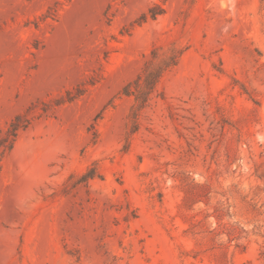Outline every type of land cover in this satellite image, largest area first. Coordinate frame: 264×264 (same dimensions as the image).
<instances>
[{"label":"rangeland","instance_id":"obj_1","mask_svg":"<svg viewBox=\"0 0 264 264\" xmlns=\"http://www.w3.org/2000/svg\"><path fill=\"white\" fill-rule=\"evenodd\" d=\"M0 264H264V0H0Z\"/></svg>","mask_w":264,"mask_h":264},{"label":"trees","instance_id":"obj_2","mask_svg":"<svg viewBox=\"0 0 264 264\" xmlns=\"http://www.w3.org/2000/svg\"><path fill=\"white\" fill-rule=\"evenodd\" d=\"M155 58L156 52L152 51L150 58L144 63L141 73L132 83H129L122 89V94L124 96H132L134 99V106L132 109V118L134 120L138 116V113L148 105L150 97L155 91V88L164 73L177 65L180 58V53L178 55L165 57L158 62L155 60ZM69 95L70 93H67V96ZM75 96H78V94ZM73 98L75 97H68L67 102L72 101ZM26 128L27 123H21V116L16 117L9 124L6 138L7 145L4 147L5 150H10L12 148L13 142L15 141L18 132ZM134 128L135 127H133V130H135ZM91 176L93 178V175ZM91 176L89 178H91Z\"/></svg>","mask_w":264,"mask_h":264}]
</instances>
